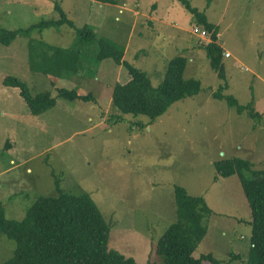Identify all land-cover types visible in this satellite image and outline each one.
Here are the masks:
<instances>
[{"label": "rangeland", "instance_id": "1", "mask_svg": "<svg viewBox=\"0 0 264 264\" xmlns=\"http://www.w3.org/2000/svg\"><path fill=\"white\" fill-rule=\"evenodd\" d=\"M189 1L219 26V44L230 54L223 56L224 93L243 105L253 101L263 113L264 0ZM56 3L77 27L88 25L97 36L83 42L73 28L61 25L20 31L9 45L0 42V203L6 217L21 220L38 197L55 195L59 178L65 191L92 197L110 224V248L146 264L176 220L174 187L181 185L212 209L193 255L210 252L218 260L202 264H246L249 202L239 176H218L214 163L239 157L254 164L247 178L264 171V114L255 120L213 97L223 80L203 46L209 38L194 32L192 14L179 0H0V27L21 30L59 18ZM32 39L81 53L80 71L52 84L29 67ZM100 45L121 49L124 60L145 71L155 86L169 61L184 56V77L199 79L201 91L155 120L122 114L112 103V90L117 78L123 84L131 76L113 59L98 61ZM8 74L21 78L32 94L49 91L56 97V87H66L91 92L95 100L57 97L54 107L32 114L18 90L3 85ZM15 247L0 231V264Z\"/></svg>", "mask_w": 264, "mask_h": 264}, {"label": "trees", "instance_id": "2", "mask_svg": "<svg viewBox=\"0 0 264 264\" xmlns=\"http://www.w3.org/2000/svg\"><path fill=\"white\" fill-rule=\"evenodd\" d=\"M179 1L209 35V42L203 46L212 69L223 80L213 92V97L225 99L228 106L235 107L238 113L247 112L251 118L260 119L264 112L256 111L253 101L243 105L235 96L224 93L228 89V82L223 68L224 51L218 40L219 26L210 22L205 12L192 6L189 0ZM56 8L60 11L59 18L44 19L21 30L0 27V42L9 45L20 31L28 34L33 30L42 31L61 25L73 28L80 41L91 42L96 39L92 27H77L58 3ZM28 46L30 69L50 77L54 85L59 79L76 75L80 71L84 56L79 52L50 45L39 39H32ZM96 59H113L115 64L124 65L131 76L126 83L117 82L112 90V103L122 114L146 115L155 120L173 103L198 94L202 88L199 79L184 77L187 58L181 55L169 61L164 79L157 86L152 84L145 71L124 60V52L119 48L100 45ZM2 83L18 90L32 114L44 113L54 107L57 97L95 100L91 92L84 94L75 88L66 87H56V97L49 91L32 94L21 78L10 74L3 76ZM122 114L116 116L117 119H121ZM137 124L143 125L142 122ZM214 165L218 176H239L251 209V246L245 263L264 264V171H254L253 177L247 178L246 173L252 171L254 164L249 159L239 157L219 160ZM55 185L57 193L38 197L21 220L7 218L0 203V231L16 242L14 255L2 264H138L134 258L110 248V224L89 194L65 191L59 178H56ZM174 193L176 220L158 239L156 258L149 259L146 264L218 263L210 252L200 257L193 255L207 233L204 219L212 214L207 201L202 196L189 194L181 185L174 187Z\"/></svg>", "mask_w": 264, "mask_h": 264}, {"label": "built area", "instance_id": "3", "mask_svg": "<svg viewBox=\"0 0 264 264\" xmlns=\"http://www.w3.org/2000/svg\"><path fill=\"white\" fill-rule=\"evenodd\" d=\"M194 32H195V33H199V34H200V37H201L202 39H208V38H209L208 33H207L206 30H205L203 27H201V26H198V25H197V27L194 28ZM201 42H203V41H201ZM225 56H226V57H229L230 54H229V53H225Z\"/></svg>", "mask_w": 264, "mask_h": 264}, {"label": "crops", "instance_id": "4", "mask_svg": "<svg viewBox=\"0 0 264 264\" xmlns=\"http://www.w3.org/2000/svg\"><path fill=\"white\" fill-rule=\"evenodd\" d=\"M154 8H156V6H154ZM150 17V16H149ZM151 18V17H150ZM116 74V73H115ZM116 76V75H115ZM130 79V78H129ZM129 79L127 80V81H129ZM114 82H116V77L114 78ZM126 81V82H127ZM117 82H119V79L117 78ZM126 82H124V83H126ZM120 83V82H119ZM250 221V219L248 220V222ZM239 255V253H235V256L237 257Z\"/></svg>", "mask_w": 264, "mask_h": 264}, {"label": "clouds", "instance_id": "5", "mask_svg": "<svg viewBox=\"0 0 264 264\" xmlns=\"http://www.w3.org/2000/svg\"><path fill=\"white\" fill-rule=\"evenodd\" d=\"M225 54V53H224Z\"/></svg>", "mask_w": 264, "mask_h": 264}]
</instances>
